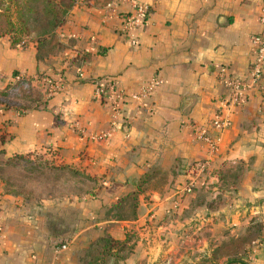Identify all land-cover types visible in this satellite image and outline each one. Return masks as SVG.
Returning <instances> with one entry per match:
<instances>
[{
	"label": "crops",
	"instance_id": "crops-1",
	"mask_svg": "<svg viewBox=\"0 0 264 264\" xmlns=\"http://www.w3.org/2000/svg\"><path fill=\"white\" fill-rule=\"evenodd\" d=\"M133 1L148 11L132 47L120 30L130 1L77 0L39 58L34 43L0 37V88L15 73L62 83L47 101L0 106L1 155L66 169L86 185L38 205L0 187V264H79L100 233L126 238L121 264H264V229L238 251L218 249L264 220V70L260 91L233 110L216 76L224 68L246 78L264 0ZM154 77L161 84L146 99L129 98ZM94 81L115 84L117 114L93 98ZM217 109L227 125L202 182L178 200L186 171L206 158L196 135ZM100 132L106 139L87 138ZM55 239L69 240L58 254Z\"/></svg>",
	"mask_w": 264,
	"mask_h": 264
},
{
	"label": "built area",
	"instance_id": "built-area-1",
	"mask_svg": "<svg viewBox=\"0 0 264 264\" xmlns=\"http://www.w3.org/2000/svg\"><path fill=\"white\" fill-rule=\"evenodd\" d=\"M130 1L132 4V11L121 18L120 30L121 34L126 39V44L130 47L135 45V38L133 32L143 23L148 6L143 3H138L133 0H111L109 7L116 8L118 4ZM259 32L249 36V42L254 49V55L248 66V73L245 79H234L226 75L224 68H219L217 71L218 82L227 90L226 106L229 110L236 109L244 103L245 93L248 91L259 92L261 88L262 75L264 70V4L260 8L258 14ZM25 42L21 40L16 47L22 48ZM22 74L18 73L12 76L10 81H17L22 78ZM31 84L36 85L42 92V100L47 101L56 92L62 89V83L59 79H51L43 75H33L28 77ZM94 89L92 96L94 99H103L109 106L113 114H117V105L121 99V95L115 92L114 83H100L93 82ZM161 84L159 78H151L144 85H142L137 94L130 95V99L137 103H141L146 99L150 93ZM227 125L226 118L222 115L221 111L217 109L212 119L208 124L207 131H199L197 139L200 140L205 148L206 158L204 161L196 165L192 170L186 171L185 180L180 185L178 191V200L192 195L194 190L202 182V175L208 167L215 153L216 147L220 141L222 131ZM115 123H111V130ZM212 131V133H210ZM80 134L83 132L79 131ZM107 133L100 132L91 134L87 138L90 141H102L106 139ZM177 201V200H176ZM176 205H173V209ZM66 249V245L62 244L53 249L54 254Z\"/></svg>",
	"mask_w": 264,
	"mask_h": 264
},
{
	"label": "rangeland",
	"instance_id": "rangeland-1",
	"mask_svg": "<svg viewBox=\"0 0 264 264\" xmlns=\"http://www.w3.org/2000/svg\"><path fill=\"white\" fill-rule=\"evenodd\" d=\"M40 7L38 6V8ZM26 27L29 33L21 38L26 44L30 42V38H36L45 28L44 21L41 19L34 22L29 20L26 22ZM3 37L8 36L4 35ZM38 94L34 87L26 89L22 86L16 91V97H9L5 101L8 104H13L14 108H24L31 105L30 100L33 102L37 100ZM85 186L84 179L66 169L42 163L34 158L31 160L27 158L8 159L0 155V187L4 193L15 194L21 197L22 201L26 200L33 205H38L42 201H60L82 194L85 191ZM263 229L264 220L251 224L239 238L225 242L218 249L230 254L233 251H238L241 247L250 245L251 240L259 236ZM101 236H106L110 240L109 244L104 246L105 242L98 240ZM125 241L126 238L121 241L118 238L110 237L108 234L100 233L95 240L79 251L78 262L79 264H121L128 251V246L124 244ZM215 258L214 253L212 259Z\"/></svg>",
	"mask_w": 264,
	"mask_h": 264
},
{
	"label": "trees",
	"instance_id": "trees-1",
	"mask_svg": "<svg viewBox=\"0 0 264 264\" xmlns=\"http://www.w3.org/2000/svg\"><path fill=\"white\" fill-rule=\"evenodd\" d=\"M76 2L77 0H0V22L2 24H0V37L7 35L10 45L16 47L21 41L22 36L29 33L26 22L29 20L33 22L36 20L40 21L41 19L44 21L45 28L41 30L36 38H30V42L34 43L36 48V57L39 58L45 52V49L48 51L53 47L56 29L62 27L67 11ZM38 6L41 7L38 8ZM26 14L28 15L27 17L25 16ZM16 74L18 73L14 75ZM28 77L23 75L17 81L8 80L0 88V98H2L0 99V106L5 108L13 107V104H8L5 99L16 97V91L22 86L26 87V89L31 88V82ZM37 92L39 93V98L34 102L38 104L42 100V92ZM1 141L2 139L0 138ZM2 153V150H0V155ZM17 159L22 158L17 157ZM98 240L103 241V243L105 242L104 246L109 244L108 242L110 241L106 236H101ZM68 242V239H55L52 249Z\"/></svg>",
	"mask_w": 264,
	"mask_h": 264
}]
</instances>
